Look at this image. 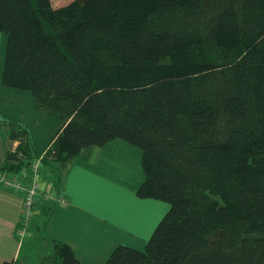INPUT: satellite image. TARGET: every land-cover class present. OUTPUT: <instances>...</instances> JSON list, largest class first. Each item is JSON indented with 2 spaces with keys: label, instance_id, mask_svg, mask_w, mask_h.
<instances>
[{
  "label": "trees",
  "instance_id": "16d2710c",
  "mask_svg": "<svg viewBox=\"0 0 264 264\" xmlns=\"http://www.w3.org/2000/svg\"><path fill=\"white\" fill-rule=\"evenodd\" d=\"M0 31L2 84L63 121L40 157L52 191L119 138L141 151L136 194L169 205L143 250L104 264H264V0H0ZM5 122L16 172L37 155ZM39 264L83 263L53 240Z\"/></svg>",
  "mask_w": 264,
  "mask_h": 264
},
{
  "label": "crops",
  "instance_id": "0c3cea01",
  "mask_svg": "<svg viewBox=\"0 0 264 264\" xmlns=\"http://www.w3.org/2000/svg\"><path fill=\"white\" fill-rule=\"evenodd\" d=\"M6 37L0 31V167L6 163L10 148L17 145L9 139L5 118L26 126L37 156L63 124L58 117L38 109L30 91L2 84ZM131 157L141 171L134 179L126 177L127 171L132 172ZM140 157L136 146L119 138L81 148L57 180L58 193L52 191L67 199L66 204L45 197L55 173L52 168L40 169L36 177L39 193L23 237L17 232L23 192L0 186V264H39L53 240L67 243L83 264H104L119 244L143 250L168 204L136 194L144 178Z\"/></svg>",
  "mask_w": 264,
  "mask_h": 264
},
{
  "label": "built area",
  "instance_id": "2783aa9c",
  "mask_svg": "<svg viewBox=\"0 0 264 264\" xmlns=\"http://www.w3.org/2000/svg\"><path fill=\"white\" fill-rule=\"evenodd\" d=\"M15 147L16 145L13 146L12 150H14ZM40 157L41 154L30 161L27 165L24 164L16 172H7L4 169H0V186L23 192V204L20 219L21 224L17 231L20 237H23L28 231L29 221L33 214L34 198L35 195L39 193V185L36 177L39 171ZM44 195L49 199H56L62 204L67 203V199L53 194L51 184L47 186Z\"/></svg>",
  "mask_w": 264,
  "mask_h": 264
},
{
  "label": "rangeland",
  "instance_id": "374dc122",
  "mask_svg": "<svg viewBox=\"0 0 264 264\" xmlns=\"http://www.w3.org/2000/svg\"><path fill=\"white\" fill-rule=\"evenodd\" d=\"M71 0H52V3H53V5H59V6H64V5H66V4H68L69 2H70ZM214 45H212V43H209L206 47H205V49H206V51H213L214 50ZM137 148V147H136ZM139 148H137V150H138ZM140 150V149H139ZM135 156V155H134ZM132 158V162L134 163L133 164V166H132V172H129V171H127V173H126V177L127 178H130V177H132V179H134V178H137V176H138V174L141 172V171H139V167H137V164L134 162L135 161V158H134V161H133V157H131ZM120 166H122V164L120 163ZM123 167V166H122ZM121 167V168H122ZM130 173H131V175H130ZM167 204V203H166ZM168 207H169V205H168ZM168 209V208H167ZM167 211V210H166ZM165 211V212H166Z\"/></svg>",
  "mask_w": 264,
  "mask_h": 264
},
{
  "label": "bare ground",
  "instance_id": "6f19581e",
  "mask_svg": "<svg viewBox=\"0 0 264 264\" xmlns=\"http://www.w3.org/2000/svg\"><path fill=\"white\" fill-rule=\"evenodd\" d=\"M14 152V151H13Z\"/></svg>",
  "mask_w": 264,
  "mask_h": 264
}]
</instances>
